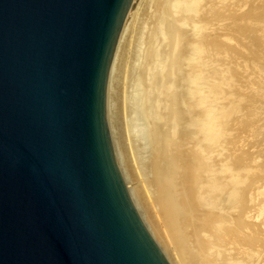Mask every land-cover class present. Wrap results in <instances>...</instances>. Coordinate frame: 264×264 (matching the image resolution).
Instances as JSON below:
<instances>
[{"label":"water","instance_id":"water-1","mask_svg":"<svg viewBox=\"0 0 264 264\" xmlns=\"http://www.w3.org/2000/svg\"><path fill=\"white\" fill-rule=\"evenodd\" d=\"M135 0H0V264H170L119 168L107 83Z\"/></svg>","mask_w":264,"mask_h":264},{"label":"bare ground","instance_id":"bare-ground-1","mask_svg":"<svg viewBox=\"0 0 264 264\" xmlns=\"http://www.w3.org/2000/svg\"><path fill=\"white\" fill-rule=\"evenodd\" d=\"M141 2L142 0H139L136 3V9L129 18L131 21L134 20ZM231 2L237 14L246 0H185L183 10L180 9V0H168V10L157 3L154 13L150 14L147 27L148 36L145 43L147 47L144 51V59L149 62L147 64H156L155 62L162 58L171 57L170 62L168 59L169 65L165 70L163 69L164 73L161 74L159 82L155 81L158 83L154 84V73L147 77L151 100L150 110L153 118L159 113L162 115L163 123L161 124L165 127L163 141L171 162L169 175L166 173L167 181L163 178L164 181L158 185L159 189H164L167 194L166 200L163 201L165 207L163 210L166 212H162L161 208L163 206L161 201L166 195L163 197L161 195L160 200L159 192H156V204H154L157 205L156 209H161L157 212L172 237L179 241L182 235L191 236L197 252L196 264H264L262 233L264 229H262L261 219L257 216L260 212L258 214L251 212L256 217H253L251 222L248 220L250 223L247 222L246 218L251 208L248 207L249 198L247 199L245 191L238 187V182L242 179L239 171L245 170L246 173H250L254 169L257 176L264 178V149L261 141L254 144L256 158L259 159L257 165H254L256 158L247 155L249 150L245 151L244 145L245 138L248 135L251 136L254 124L253 116L246 114L245 110L247 105L255 103V98L249 95L243 84L247 79L245 70L237 68L238 71L232 72L229 67V57L234 53L230 42L247 38L254 48L257 47V37L259 33H264V30L261 28L250 30L248 29L250 27L245 28L244 25L250 19L260 20L264 17L253 7L252 12H247L246 15L240 13L241 15L233 16L229 24L226 12L230 10ZM180 10H182L181 18L180 14L179 17L174 14V12L180 13ZM255 25L258 24L255 23ZM180 27H184L185 31ZM123 33L124 29L119 44L115 47L109 69L108 94L114 61ZM263 52L260 54L263 55ZM172 53H175L174 57ZM259 56L254 59L256 63H259ZM262 64L264 65V60ZM157 75L156 80L160 76ZM260 88L264 91L263 81ZM248 108L250 109V106ZM232 123L237 126L235 133H231ZM257 136L263 140L264 131H259ZM251 141L254 140L251 139ZM230 147L232 149L239 147L238 150H241L240 155L236 154L239 156L232 164H228L223 157V153L226 154V152L229 153L227 157L230 156L232 150ZM229 161L232 160L229 159ZM189 213H193L191 219L187 218ZM187 227L189 230L185 232ZM226 248L233 250V254L227 253ZM224 255L227 257L225 258Z\"/></svg>","mask_w":264,"mask_h":264},{"label":"rangeland","instance_id":"rangeland-1","mask_svg":"<svg viewBox=\"0 0 264 264\" xmlns=\"http://www.w3.org/2000/svg\"><path fill=\"white\" fill-rule=\"evenodd\" d=\"M138 1L135 0V4L133 6L132 12H134V9H136V6H137L136 3ZM260 1L261 2H259V0L258 1L257 0H246V2L243 5H241V9L238 10L237 14H235L237 12V10H236V8H233L234 5L231 2L230 3V10H228L226 12L227 16L229 17V24H230V22H231L230 20L232 19L233 16L238 15V14L239 15H241V14L246 15V14L250 13V11L252 12L253 7H254L253 9L258 10V14H261L264 17V11H263L264 10V0H260ZM249 2H250V4H249ZM157 3L163 9L165 8V10H168V0H142L141 4L138 7L137 13L134 17V20L131 21V19H129L130 21L128 20L127 25L124 28L122 40H121V43H120V46H119V49H118V52H117V55H116L115 61H114V67H113V71H112V75H111V87L109 90V94H108V89H107L108 124H109V129H110V133H111V137H112L113 146H114L115 153H116V158L118 161L119 168H120L122 175L124 177V181L126 183V186L128 187V190H129L131 196H132V199L135 203V206L138 209L140 216H141L144 224L146 225L147 229L151 233L152 237L154 238V240L156 241L159 248L161 249V251L163 252V254L165 255L166 259L168 260V262L170 264H196L195 259L197 257V252L195 251L194 242L192 241L191 236L189 234H188V236L182 235V238H181L182 241L181 240L177 241L174 237H172L168 233L167 228L164 226V223H163L160 215L158 214L159 210L161 211V209L155 208L157 206V205H155L156 204L155 203V196L157 195L156 192H159L158 196H159L160 200L162 199L161 195H162V197L166 195L161 202L165 201L167 198V194L165 193V190L161 189V188L159 189L160 186H158V185H160V182L166 180L167 176L169 175V173H168L169 169H171L170 168L171 162H169L170 158H168V156H167L168 153H166V151H165L166 147H165V144L163 141V139H164L163 132L165 131V127L163 126V124H161V123H163V119L161 117L162 115L159 113L158 116L154 115V118H153V113L150 110L151 109V100L149 98V84H148V78H147L148 76H150L151 74L154 73V84L158 83L160 80L161 74L164 73L166 66L169 65L168 59L170 62L171 57L162 58V59L158 60V62H155L156 64L150 63L149 64L150 66L147 64V63H149V62H147V59H144V51H146V47H147V46H145L146 38L148 36L147 27L149 25L150 16L154 13L153 11H154ZM180 3H179L180 9L183 10V8L185 6L184 5L185 0H183V1L180 0ZM253 3H254V5H253ZM249 5H250V7H249ZM231 6H232V8H231ZM244 6H245V8H244ZM259 8H260V10H259ZM242 9H246V10H242ZM182 10H180V13L174 12V14L175 15L177 14L178 17L180 14V18H181V14H182L181 11ZM219 11H221V10L219 9ZM132 12H131V14H132ZM232 13H234V14H232ZM131 14H130V17L132 16ZM219 14H221V13H219ZM221 16H222V14H221ZM218 17H220V16H218ZM246 22H247L246 23L247 26L244 25L245 28L250 27V28H248L250 30L251 29L255 30V29L261 28L262 30H264V19H262V18L260 20L250 19V21L248 20ZM255 23L258 25H255ZM242 24H243V22H242ZM259 24H260V27H259ZM180 28H182V30L185 31L184 27H180ZM253 28H255V29H253ZM263 35H264V33H259L260 37L259 36L257 37L258 45L255 48L253 45H251V41L247 38H244L245 40L242 38L244 41L242 39L240 41H231L230 46H231V48L233 46L235 54L233 53L234 55L232 54V56L229 57V67H230L232 72L238 71L237 68L238 69L242 68L243 70H245L244 72H245L247 79L243 82V84L247 88L246 91L249 93V95H251V96H253V98H255V103H250L249 105L246 106L245 112H246V114H251V116H253L252 118L254 120L253 121L254 124L252 125L251 134H250L251 136L248 135V137L245 138V140H244L245 151L249 150V151H247V155L253 156L255 158H256L257 154L255 153L254 144H257V141H259V140L261 141V146L264 149V139L261 140V138L257 136L259 131L260 132L264 131V91L262 90V88H260L262 81L264 82V74H263L264 73V67H263L264 65L262 64V60H264V58H263L264 57L263 56L264 55V52H263V50H264V41H263L264 36ZM233 43H235V44H233ZM243 43H244V45H243ZM261 43H262V45H260ZM248 45L249 46L251 45L250 47H252V48L248 47ZM235 47H237V48H235ZM240 48H242L243 50ZM250 50H251V53H249ZM242 51H243V53H242ZM257 51H259V52L257 53ZM262 52H263V55L260 54ZM174 54L175 53H172L171 55H173V57H174L175 56ZM259 55H261L262 57ZM256 56L260 57L259 63L258 62L256 63L254 60ZM238 58H239V62H238ZM231 60H233L232 61L233 64L231 63ZM248 62H249V64H248ZM239 63H241V64H239ZM158 64H160V65H158ZM238 64H239V66H237ZM242 64H243V67H242ZM146 65H147L148 69H150L149 71H148ZM156 66H159L160 69H159V67L156 68ZM149 67H151V68H149ZM231 67H233V68H231ZM157 69H159L158 73H157ZM161 69H162V71H161ZM144 70H145L146 74H144L145 73ZM256 70H257V72H256ZM159 71H160V73H159ZM250 71L252 73H250ZM258 73H259V75H258ZM157 74L160 76L156 80ZM248 75H249L250 79L248 78ZM155 81H158V82H155ZM157 86H159V85H157ZM249 106H250V109L248 108ZM154 119H156V120H154ZM153 121H155V122L153 123ZM159 122L163 126V128L159 124ZM156 123H157V125L155 126ZM156 127H158L159 130L156 129ZM160 130L162 132H160ZM235 130H237V126L235 123H232L231 133L232 132L235 133ZM158 137H160V138H158ZM157 138H158V140H157ZM256 138H258V139H256ZM159 139H161V140H159ZM251 139L254 141H251ZM162 141H163V143H162ZM162 148L164 149V151ZM238 149H239V147L238 148L234 147V149L231 150L229 157H227L229 153L224 151V152H226V154L223 153V157L226 158V162L228 164H232L233 161L235 160V158H237L240 155L241 150H238ZM236 152H239V153H236ZM161 154H162V157L164 156V154H166L165 158L164 157L162 158ZM236 154H239V155L237 156ZM231 157H232V159H231ZM233 157H234V159H233ZM229 159L232 161H229ZM159 160H160V162H159ZM165 160H166V163L168 162L167 165L165 163ZM258 161H259V159L256 158V161L254 160V165L255 164L257 165ZM165 167L166 168L169 167V168H167L168 170ZM163 169H165L167 171H165V170L163 171ZM255 172L256 171L254 169L250 173H246L245 170H243L242 172L239 171V176L242 179L239 180L238 187L240 189H243V191H245V193H246L247 199L249 198V200H247L248 201V207L249 208L251 207V208L249 209L250 211H249V214L247 215V218H246L247 222L250 223L251 222L250 220H252L253 217H256L255 214H258L260 212V214H258L257 216L259 219H261L262 229H264L263 228V226H264V221H263L264 220V213H263L264 212V200H263L264 199V178L257 176L255 174ZM161 173H163V175L165 177ZM166 173H168V175ZM253 177H254V179H253ZM163 178H164V180H163ZM244 184H245V186H244ZM248 191L250 194L248 193ZM256 196H257V198H256ZM250 200H252V201L250 202ZM162 205L163 206L161 208L163 210V209H165L164 202ZM257 208H259L260 210ZM145 211H146V214H144ZM162 212H166V211L163 210ZM251 212H254L255 214H253ZM259 215H262V216H259ZM192 216H193V213H191V214L189 213L187 218L191 219ZM262 218H263V220H262ZM149 222H150V224H149ZM188 230H189V227L186 228L185 232H187ZM262 231H263L262 233L264 235V230H262ZM225 251H227V253H232L233 250L226 248ZM226 255H224L225 258L227 257ZM220 257L222 258V256H220ZM228 262H230V260Z\"/></svg>","mask_w":264,"mask_h":264}]
</instances>
